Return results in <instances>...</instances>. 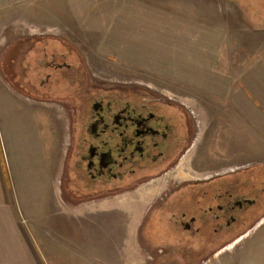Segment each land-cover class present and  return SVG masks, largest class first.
I'll use <instances>...</instances> for the list:
<instances>
[{"label": "rangeland", "instance_id": "374dc122", "mask_svg": "<svg viewBox=\"0 0 264 264\" xmlns=\"http://www.w3.org/2000/svg\"><path fill=\"white\" fill-rule=\"evenodd\" d=\"M118 1L65 0L62 7L61 2H54L46 15L47 22L55 26L34 31L32 18L20 15L0 28V85L32 102V195H24L23 202L32 204V239L39 255L44 264H264V158L244 161L229 155V159L222 152L226 147L222 140L216 145V157L205 154L214 143L208 101L99 56L94 45L100 29L91 28V21L103 25ZM145 1L226 27L232 46L228 61L234 70L264 54V0ZM61 8L68 21L60 25L58 14L57 22L52 16L53 12L61 13ZM80 11L83 17L77 18ZM36 42L39 48L53 44L68 53L69 63L80 67V78L89 88L115 84L163 98L170 105L166 110L177 122L184 113L199 126L195 146L161 174L149 172L132 181L125 178L109 183L101 190L84 189L75 181L71 166L79 122L74 89H68L62 78L37 85L40 91L32 92V69L41 57L32 53V43ZM48 68L40 66L44 72H55ZM41 111L49 114L50 122L43 121ZM221 134L220 130L219 137ZM222 171L228 172L230 184L235 178V184L250 180L246 182L259 191L253 193L260 198L256 208L229 237L215 238L212 226L205 227L206 238L203 229L194 235L175 230L169 212H181L183 202L190 203L186 209L192 210L189 198L196 195L198 200L199 192L206 188L205 179ZM196 185L201 186L189 187Z\"/></svg>", "mask_w": 264, "mask_h": 264}, {"label": "crops", "instance_id": "0c3cea01", "mask_svg": "<svg viewBox=\"0 0 264 264\" xmlns=\"http://www.w3.org/2000/svg\"><path fill=\"white\" fill-rule=\"evenodd\" d=\"M54 2L62 7L65 0H0V28L20 15L32 18L34 31L55 26L46 15ZM62 10L52 16L56 21L58 14L60 25L68 21ZM93 22L91 28L100 29L94 47L101 58L210 103L214 143L205 154L216 157L222 140L229 159L264 158V54L234 70L226 27L145 0H119L103 25ZM39 114L48 120L47 112ZM27 194L32 195V102L0 85V264H44L32 239V204L23 202Z\"/></svg>", "mask_w": 264, "mask_h": 264}, {"label": "flooded vegetation", "instance_id": "af4514ba", "mask_svg": "<svg viewBox=\"0 0 264 264\" xmlns=\"http://www.w3.org/2000/svg\"><path fill=\"white\" fill-rule=\"evenodd\" d=\"M38 44L32 43V53L41 55L32 69V92L40 91L37 85L60 82L62 78L68 82V89H74L72 97L77 99L75 112L79 122L71 166L75 181L84 189L101 190L109 183L123 182L125 178L132 181L133 177L141 178L149 172L161 174L195 146L201 132L199 126L179 111L182 118L177 122L173 113L166 110L170 105L163 98L147 90L115 84L89 88L80 78V67L69 63L68 53L53 44L39 45L40 48L35 46ZM40 66L55 72H44ZM227 174L217 172L205 179L206 188L199 192L200 198H189L193 200L192 210L186 209L190 203L183 202L181 212H169L175 230L194 235L203 229L206 238L205 227L212 226L217 239L234 234L236 226L256 208L260 198L253 194L259 192L254 190L255 186L246 182L250 180L235 184V178L230 184Z\"/></svg>", "mask_w": 264, "mask_h": 264}]
</instances>
